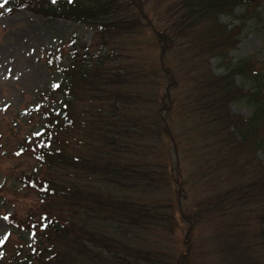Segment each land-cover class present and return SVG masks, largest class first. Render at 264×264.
<instances>
[{
    "label": "trees",
    "instance_id": "obj_1",
    "mask_svg": "<svg viewBox=\"0 0 264 264\" xmlns=\"http://www.w3.org/2000/svg\"><path fill=\"white\" fill-rule=\"evenodd\" d=\"M149 1L5 4L93 33L44 51L55 75L24 117L40 127L17 148L36 165L16 176L40 203L4 214L32 240L8 238L0 264H264V60L230 54L264 0H171L155 25ZM147 27L155 57L142 51ZM242 99L247 116L231 108ZM175 209L187 223L181 252L156 240L176 230Z\"/></svg>",
    "mask_w": 264,
    "mask_h": 264
},
{
    "label": "rangeland",
    "instance_id": "obj_2",
    "mask_svg": "<svg viewBox=\"0 0 264 264\" xmlns=\"http://www.w3.org/2000/svg\"><path fill=\"white\" fill-rule=\"evenodd\" d=\"M170 1L161 3L159 8L154 7L156 0L149 1L145 9L153 25L158 23L160 12L166 10ZM240 10L238 7L236 13ZM221 19L232 24L239 21L225 14H221ZM92 33L88 25L64 17L46 16L22 8L7 12L6 5L0 8V238L8 236L15 246L30 242L32 233L24 231L21 237L4 219V214L16 211L24 216L40 203L38 193L23 187L16 176L36 165L31 153L19 152L17 148L20 137L32 127L33 122L37 128L40 127L39 116L33 118V122H26L24 117L28 109L35 108L37 90L51 86L55 75L45 64L44 51L63 41L67 49L80 36L90 41ZM143 36L147 43L143 44L142 51L148 57H155L157 50L150 45L153 42L150 27ZM239 38L237 46L230 51L235 59L253 56L260 62L264 60V12L260 16L247 18ZM235 80L245 87L251 85L248 79L239 74ZM231 108L245 116L252 111V105L245 99L232 101ZM259 155L264 161V155ZM184 162L188 164L187 171L190 170L189 162ZM175 214L179 222L176 230L165 236L166 239L160 237L156 240L181 252L188 246L185 241L187 223L181 219L178 209H175Z\"/></svg>",
    "mask_w": 264,
    "mask_h": 264
},
{
    "label": "snow or ice",
    "instance_id": "obj_3",
    "mask_svg": "<svg viewBox=\"0 0 264 264\" xmlns=\"http://www.w3.org/2000/svg\"><path fill=\"white\" fill-rule=\"evenodd\" d=\"M8 2H9V0H2V2H0V8H3L4 5L7 4ZM55 2H56V0H53V3H55ZM57 59H59V57H57ZM52 87L53 88H59L60 85L54 83L52 85ZM34 135L39 136V135H42V133H39L38 132V133H34ZM17 155H19V153H17ZM4 219H7V217H4ZM7 239H8V236H5L3 238H0V244H3L5 242V240H7Z\"/></svg>",
    "mask_w": 264,
    "mask_h": 264
}]
</instances>
